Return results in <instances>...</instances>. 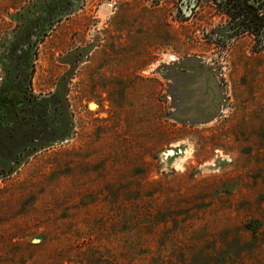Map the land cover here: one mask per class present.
Returning <instances> with one entry per match:
<instances>
[{"label": "rangeland", "instance_id": "374dc122", "mask_svg": "<svg viewBox=\"0 0 264 264\" xmlns=\"http://www.w3.org/2000/svg\"><path fill=\"white\" fill-rule=\"evenodd\" d=\"M198 3L0 0V116L67 133L0 173V264H264V49Z\"/></svg>", "mask_w": 264, "mask_h": 264}, {"label": "trees", "instance_id": "16d2710c", "mask_svg": "<svg viewBox=\"0 0 264 264\" xmlns=\"http://www.w3.org/2000/svg\"><path fill=\"white\" fill-rule=\"evenodd\" d=\"M177 1L178 13L183 11L181 4H187L186 7L192 10L199 5V0ZM209 2L213 3L215 11L227 17L226 23L222 25L223 34L220 38L212 39L220 40L223 37L249 33L255 39L256 51L264 49V0H209ZM22 103L24 114L21 117L6 120L0 116V173L9 170L12 164L20 162L22 157L36 150L37 146L67 135L65 130L58 133L54 129H47L53 125L46 110L39 111L36 105L28 103L26 99ZM64 123L67 125L66 118Z\"/></svg>", "mask_w": 264, "mask_h": 264}]
</instances>
